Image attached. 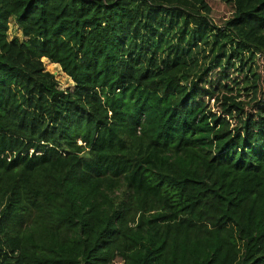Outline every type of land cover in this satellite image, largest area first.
<instances>
[{
	"label": "trees",
	"instance_id": "16d2710c",
	"mask_svg": "<svg viewBox=\"0 0 264 264\" xmlns=\"http://www.w3.org/2000/svg\"><path fill=\"white\" fill-rule=\"evenodd\" d=\"M0 264H264V0H0Z\"/></svg>",
	"mask_w": 264,
	"mask_h": 264
},
{
	"label": "rangeland",
	"instance_id": "374dc122",
	"mask_svg": "<svg viewBox=\"0 0 264 264\" xmlns=\"http://www.w3.org/2000/svg\"><path fill=\"white\" fill-rule=\"evenodd\" d=\"M183 30L184 29H182V31ZM175 32L177 33V36L179 37L178 28L176 29ZM8 39L10 41H13V40L23 41L24 40L22 30L17 25L15 19L10 20ZM189 45L190 47L188 48L193 51V54L195 55V57L199 58L200 65H201L200 70H203L208 65L210 60L213 58V53H212L213 40L209 39L206 44L200 43V45H197V41H193V38H191ZM45 65H46V70L55 75L62 90H67V89L73 90L75 88V85L72 82V80L62 71L60 66L51 64L47 60L45 61Z\"/></svg>",
	"mask_w": 264,
	"mask_h": 264
}]
</instances>
